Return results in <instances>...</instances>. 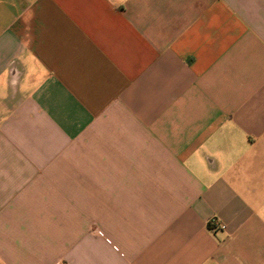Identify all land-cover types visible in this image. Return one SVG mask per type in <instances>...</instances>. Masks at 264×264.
<instances>
[{"label": "crops", "instance_id": "obj_1", "mask_svg": "<svg viewBox=\"0 0 264 264\" xmlns=\"http://www.w3.org/2000/svg\"><path fill=\"white\" fill-rule=\"evenodd\" d=\"M0 264H264V0H0Z\"/></svg>", "mask_w": 264, "mask_h": 264}, {"label": "built area", "instance_id": "obj_2", "mask_svg": "<svg viewBox=\"0 0 264 264\" xmlns=\"http://www.w3.org/2000/svg\"><path fill=\"white\" fill-rule=\"evenodd\" d=\"M211 225L219 229H224V225L220 224L215 218L210 221Z\"/></svg>", "mask_w": 264, "mask_h": 264}]
</instances>
